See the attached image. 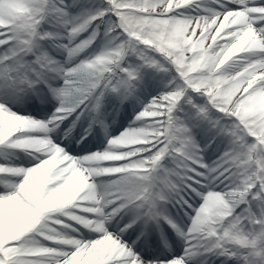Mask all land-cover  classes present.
Listing matches in <instances>:
<instances>
[{
	"label": "snow or ice",
	"instance_id": "snow-or-ice-1",
	"mask_svg": "<svg viewBox=\"0 0 264 264\" xmlns=\"http://www.w3.org/2000/svg\"><path fill=\"white\" fill-rule=\"evenodd\" d=\"M0 264H264V0H0Z\"/></svg>",
	"mask_w": 264,
	"mask_h": 264
}]
</instances>
